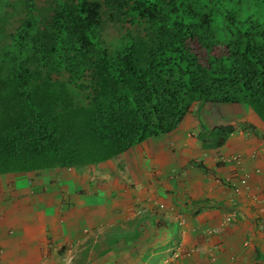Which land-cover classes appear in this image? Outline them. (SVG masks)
<instances>
[{
    "label": "trees",
    "instance_id": "16d2710c",
    "mask_svg": "<svg viewBox=\"0 0 264 264\" xmlns=\"http://www.w3.org/2000/svg\"><path fill=\"white\" fill-rule=\"evenodd\" d=\"M207 103L264 124V0H0V174L114 158Z\"/></svg>",
    "mask_w": 264,
    "mask_h": 264
},
{
    "label": "crops",
    "instance_id": "0c3cea01",
    "mask_svg": "<svg viewBox=\"0 0 264 264\" xmlns=\"http://www.w3.org/2000/svg\"><path fill=\"white\" fill-rule=\"evenodd\" d=\"M212 106L210 123L203 104L96 164L0 174V264H264V124L241 104ZM235 122L250 127L198 145L201 127Z\"/></svg>",
    "mask_w": 264,
    "mask_h": 264
},
{
    "label": "rangeland",
    "instance_id": "374dc122",
    "mask_svg": "<svg viewBox=\"0 0 264 264\" xmlns=\"http://www.w3.org/2000/svg\"><path fill=\"white\" fill-rule=\"evenodd\" d=\"M214 105V104H213ZM214 107V106H212V104H206V107ZM191 113H193L196 117H198L199 115H201L202 116V114L201 113H203L202 111H204V107H203V109H202V107L201 106H199L198 104H194V105H192V107H191ZM217 110H219V108L217 107ZM216 116V110L215 109H213V108H210V109H208V110H206V111H204V114H203V120L205 121V122H208V123H210L211 122V120H212V118H214ZM216 118V117H215ZM213 121V120H212ZM236 123V122H235ZM212 124H214V122H212ZM102 248V247H101ZM94 250V252L93 251H91V252H89V255L91 256V255H94V254H96V250L95 249H93ZM87 253V252H86Z\"/></svg>",
    "mask_w": 264,
    "mask_h": 264
},
{
    "label": "built area",
    "instance_id": "2783aa9c",
    "mask_svg": "<svg viewBox=\"0 0 264 264\" xmlns=\"http://www.w3.org/2000/svg\"><path fill=\"white\" fill-rule=\"evenodd\" d=\"M229 182V179L228 178H226L225 180H224V184H226V183H228ZM237 182L240 184V187H243V188H246L247 187V185H246V181H245V178L244 177H239L238 179H237ZM237 187V186H236ZM238 189L237 188H235V191H237ZM236 213H235V209H231V208H229L226 212H225V214H224V216H223V221L224 222H229L233 217H234V215H235ZM206 233H213L214 232V230L212 229V230H210V231H205ZM171 255H173V256H177V252L176 251H171Z\"/></svg>",
    "mask_w": 264,
    "mask_h": 264
}]
</instances>
